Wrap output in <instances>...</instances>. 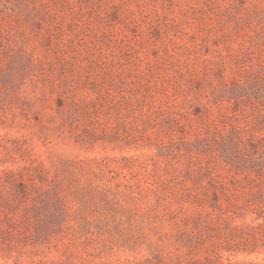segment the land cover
<instances>
[{
  "label": "rangeland",
  "instance_id": "1",
  "mask_svg": "<svg viewBox=\"0 0 264 264\" xmlns=\"http://www.w3.org/2000/svg\"><path fill=\"white\" fill-rule=\"evenodd\" d=\"M0 264H264V0H0Z\"/></svg>",
  "mask_w": 264,
  "mask_h": 264
}]
</instances>
